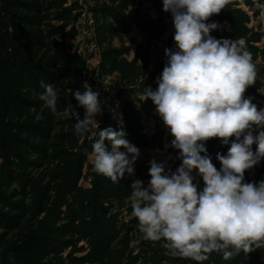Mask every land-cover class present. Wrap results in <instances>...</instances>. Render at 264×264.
I'll return each mask as SVG.
<instances>
[{
    "label": "clouds",
    "instance_id": "obj_1",
    "mask_svg": "<svg viewBox=\"0 0 264 264\" xmlns=\"http://www.w3.org/2000/svg\"><path fill=\"white\" fill-rule=\"evenodd\" d=\"M222 7L223 0H162V10L171 15L174 48L164 50L156 88L145 87L138 95L140 102L154 104L180 164L171 171L166 161L152 158L147 184L134 179L127 197L144 239L163 240L172 256L198 264L212 252L229 260L264 247V179L245 182V172L264 159V107L244 95L256 78L244 40L210 35L218 25L207 21ZM39 86L43 106L55 113L58 89L43 80ZM71 94L84 109L83 119L72 110L74 132L98 129L89 154L94 171L113 182L133 176L139 149L122 125L99 129L98 91L85 81L83 91ZM212 138L228 146L225 154L215 155L219 170L205 147Z\"/></svg>",
    "mask_w": 264,
    "mask_h": 264
},
{
    "label": "rangeland",
    "instance_id": "obj_2",
    "mask_svg": "<svg viewBox=\"0 0 264 264\" xmlns=\"http://www.w3.org/2000/svg\"><path fill=\"white\" fill-rule=\"evenodd\" d=\"M29 1H33V9H39L37 12H40L41 33L38 43L23 39V44L26 45L34 61H47L55 71L56 82L50 84L57 89L61 86L71 94V90L83 91V82L87 81L93 90L98 91L99 99L103 101L102 114L96 117L99 129L109 126L116 129L121 125L124 129L125 109L131 106L142 111L145 101L140 102L138 94L142 93L145 87L156 88L155 80L166 63L164 50L174 48V42H170L174 31L171 15L168 13L164 32L159 36L151 37L145 34L137 24L130 23L129 20L123 22V28L127 31L118 28L114 30L115 35H111L109 25L112 23L117 27L120 14L133 17L136 13H142L154 17L157 10L156 2L159 0ZM2 5L0 1V15L3 16ZM236 9L246 13L248 17L245 23L248 29L246 39L253 40L245 47L251 53L256 78L254 84L245 90V97H250L259 109L264 107V0H223L221 9L223 12ZM212 22L218 25V29L213 31L214 36L223 35L231 28L228 22L214 19ZM63 23L66 27L60 30L59 26ZM25 27L27 30L32 28ZM246 39H243L244 42ZM72 55L81 56L85 62V69L80 82L77 81L74 83L75 86L70 87L69 84L73 83V80L64 76L63 67ZM124 62L135 63L132 80H127L121 73L122 65L120 64ZM124 69L127 68L124 67ZM21 79H23V90L32 98L39 99V93L33 82L26 75L21 76ZM59 99L62 97L57 93L55 113L44 107L40 99L39 106L28 108L23 119L30 121L33 119V122L38 120L39 128L33 134L24 133L21 129L20 136L27 140V145L19 159L11 157L6 162L2 156L0 157V208L12 200L19 206L18 217L21 219L18 220L21 221L20 225L14 227L11 222L5 223V226L0 222V233H6L3 241L22 239L25 227L34 221L31 220L33 196L29 194V190L26 196L20 192L24 173H28L33 179L42 178L43 184L49 180L53 183L55 181V169L60 160L56 157V153L63 146L68 145V140L66 138L62 140V135L66 136L65 133H67L66 119L69 117V111H60L57 108ZM150 107V113L142 112L139 117L141 131L149 137L150 144L139 148L140 156L134 165V175L131 177L125 175L123 178L124 183L127 184L123 197L105 201L107 219L114 226L117 235L112 248L120 246L124 236L128 235L130 240L122 264H198L187 258L172 256L169 250L163 247V240L144 239L137 228L136 218L131 216V208L127 201L130 194L128 189L134 179H140L145 185L147 184L150 179L149 161L152 158L166 161L171 171H175L180 164V160L177 159L178 150L170 147L173 137L163 125L152 102ZM94 131L98 129L82 134L79 143L81 144L84 140L88 143L94 142L96 139ZM106 146H108L107 142ZM89 154L78 182V186L85 190L92 188L96 174ZM193 176L194 182L202 188L203 184L196 170H193ZM262 179H264V168L258 176L251 175L249 170L245 172V182L255 183ZM67 198L69 203H73V195ZM62 211L59 228L67 222V208L64 207ZM64 236L67 243L63 245L61 252L49 254L46 259L63 260L68 264H89L81 263V259L90 252L89 239L81 237L79 232L70 230H67ZM199 264H264V247L254 248L247 254L240 252L229 260L222 259L218 252H212L208 254L206 261Z\"/></svg>",
    "mask_w": 264,
    "mask_h": 264
},
{
    "label": "trees",
    "instance_id": "obj_3",
    "mask_svg": "<svg viewBox=\"0 0 264 264\" xmlns=\"http://www.w3.org/2000/svg\"><path fill=\"white\" fill-rule=\"evenodd\" d=\"M0 1L3 4L1 10L4 12L3 16L0 15V157L2 156L8 162L11 157L19 159L27 145V140L20 136L21 129L24 133L33 134L39 128L38 120L33 122V119L31 121L23 119L28 108L39 106V99L32 98L23 90L21 76L26 75L40 94L44 91L39 86L40 81L43 80L46 84L55 83L56 73L47 61H34L26 45L23 44V39L35 43L40 40V12H37L39 10L37 8L33 9V1ZM156 8L154 17L142 13H136L133 17L120 14V19L117 20L118 26L115 27L112 23L109 25L111 35H115L114 30L118 28L127 31L123 28V22L126 20L137 24L145 34L151 37L161 35L164 32L168 13L162 10V0L156 2ZM213 19L228 22L231 25L230 30L223 35L214 36L211 32L210 35L216 39H246L248 29L245 23L248 17L244 11L236 9L223 12L220 10L209 17L207 22L211 23ZM22 24L32 28L27 30ZM65 27L66 24L63 23L59 29L63 30ZM250 41L253 40L246 39L245 46H248ZM170 42H174L172 37ZM255 52L257 53L256 50ZM120 65H122L121 73L127 80H132L135 63L124 62ZM84 69L85 62L79 55H72L66 61L63 73L65 77L73 80V83L69 84L70 87L75 86V82H80ZM57 93L62 97L58 101L57 108L60 111H69V117L66 119L67 133H65L66 136L62 135V140L66 138L68 145L63 146L56 153V157L60 160L55 169L54 183L49 180L43 184L42 178L33 179L28 173H24L20 192L26 196L29 190V194L33 196L31 220L34 221L25 227L23 238L20 240L3 241L6 233H0V264H68L63 260L46 259L49 254L61 252L63 245L67 243L64 239V233L67 230L79 232L81 237L89 239L91 249L89 254L81 259V263L122 264L130 238L128 235L124 236L121 245L112 248L117 235L114 226L107 219L105 201L122 198L127 184L123 179L113 182L110 178L96 173L91 189L85 190L78 186L93 142L88 143L84 140L80 144L81 135L74 132L75 120L72 117V110H75L83 119L84 109L78 106V102L72 94L67 92V89L60 86ZM150 104L151 100L145 101L142 111L131 106L124 111L123 122L127 139L138 149L150 144L149 137L141 131L139 120L142 112L150 113ZM205 147L212 158V163L219 170L220 164L215 159V155L217 152L225 154L228 146L221 145L218 138H212L205 142ZM255 147L253 145V151ZM263 168L264 159L250 169L249 173L258 176ZM200 181L203 184L202 179ZM70 195H73V203L68 201L67 197ZM18 207L16 203L9 200L6 206L0 208V222L3 226L8 222L12 223V227L20 225ZM64 207L67 208V222L59 228L58 224Z\"/></svg>",
    "mask_w": 264,
    "mask_h": 264
}]
</instances>
